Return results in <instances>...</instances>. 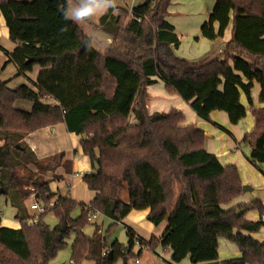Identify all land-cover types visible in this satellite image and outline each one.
Wrapping results in <instances>:
<instances>
[{
    "label": "trees",
    "instance_id": "16d2710c",
    "mask_svg": "<svg viewBox=\"0 0 264 264\" xmlns=\"http://www.w3.org/2000/svg\"><path fill=\"white\" fill-rule=\"evenodd\" d=\"M170 6L171 0H142L131 9L116 5L115 14L110 8L95 27L110 39L99 54L67 18L69 0H0V18L15 45L10 53L0 48L5 64L18 77L39 68L30 87L10 89L0 81V190L19 223L16 229L0 226V264H47L71 235V264H129L142 254L130 229L125 245L114 241L107 248L96 227L90 235L83 230L94 214L111 220V227L132 211H146L153 227L166 223L160 237L138 239L147 252L168 249L173 264L186 258L191 264H264V241L251 237L264 224L245 219L250 212L262 215L264 206L231 205L244 193L240 170L208 153L204 131L182 126L181 112L149 113L146 92L159 80L205 122L221 112L235 126L249 110L254 126L240 144L248 163L264 175V0H213L200 37L213 42L230 25V38L218 55L200 63L174 54L180 38L166 21ZM254 84L259 107L252 103ZM21 101L31 104L28 112L14 107ZM57 124L80 137L93 170L81 179L94 193L87 205L52 192L44 177L56 165L38 160L22 142ZM30 196L44 207L36 217L24 204ZM48 214L56 219L52 228L43 221ZM218 239L233 244L240 257L217 262Z\"/></svg>",
    "mask_w": 264,
    "mask_h": 264
},
{
    "label": "crops",
    "instance_id": "0c3cea01",
    "mask_svg": "<svg viewBox=\"0 0 264 264\" xmlns=\"http://www.w3.org/2000/svg\"><path fill=\"white\" fill-rule=\"evenodd\" d=\"M72 6L68 8L67 14L70 12V9ZM171 6H172V3H171ZM212 6H213V0L209 7L210 10ZM169 15L170 14H168V17ZM100 16L101 15H97L96 17L86 22H77V23H75L72 19L70 20V18H68V15H67V18L73 23H75L79 28L82 29V31L86 35L89 36V38H91L92 47L99 54H104L108 45L110 44V39L108 36L101 33L95 28ZM167 18H166V21L173 27L175 34L178 35L175 26L171 24ZM89 24L92 26H89ZM83 25H86L89 28L92 27L91 31L89 32L85 31V29L83 28ZM184 35L188 37L187 34H184ZM193 35H194L193 36L194 45L200 46L197 52H193V54H189L181 50V45H182L181 41H180L179 47L173 51L177 57L183 58L190 62H198L202 59L216 56L223 50L225 43L230 38V25L226 28L223 38L216 39L215 41L210 42V43H206V41L200 37L199 28H198V33L193 34ZM0 48L8 53H10L15 48V45L9 42L7 38V31H6V34L0 38ZM6 60L7 59L5 55L0 51V71H1L0 81L6 82V85L8 88L15 89L20 85H24L23 84L24 81H28L30 83L31 81L35 80L37 73L34 76V78L28 77L27 75L28 73L25 74V76H19V77L16 76L17 73H16L15 67L12 64L6 65L5 64ZM157 84H158V81L156 84L152 86H148L146 88V92L149 96L147 107L150 113H153V112L166 113L171 109H175L181 112L182 115L184 116V121L181 124L182 126L190 125V124H193L196 126V125H199L200 122H203L204 128H201V129L204 131L205 137H206L204 141L205 150L208 153L215 155L218 161L223 166L232 164L240 170L242 183L244 186L247 187V189L244 191V193L241 196L233 200L231 205L241 206V205L248 204L252 201H259L263 203L264 202V175H262L252 165L248 163V161L246 160V155L248 154V150L246 149L245 146L240 144V141L242 140L243 136L246 133H248L254 126V120L251 117L249 110L247 111L246 118L241 120L235 126L231 125V127L230 126L228 127L229 123L227 121L226 115L224 113H218V112L211 113L209 116L210 122H205L197 118L192 111H188V109H184V106H186L187 108L189 107L186 103L182 102L180 98L176 96L168 98L164 96L162 91H155L153 90V88H151ZM162 88L164 89V86H162ZM253 89H254V85H253L252 91ZM252 91H251V98H252L253 106L255 107L262 106L257 103V97L254 96ZM257 91L258 90H256L255 93H258ZM243 100L244 98L243 96H241V103L246 106V103L245 101L243 102ZM29 109H30V106H29ZM26 111L28 112V110ZM217 119L220 122H218ZM216 127L220 129L221 132L219 130L216 131L217 130ZM221 134L228 135L231 141H224L221 138ZM215 136L217 137L216 139H215ZM218 139L220 141H218ZM79 140H80L79 136L68 133L66 131L64 124H57L55 126L44 128L42 130H39V131H36L34 133L27 135L25 138H23L22 142L29 147V149L33 152V154L38 160H42V159H45L49 156H53L56 154L64 153V159L68 158V160L70 161V173L65 174L60 180V182L63 185H66V187L70 189L73 187V185H75V183L82 182L81 179H82L83 174L89 172V162L87 158L83 156L82 154V151L79 145ZM242 146L244 147V149L241 148ZM248 192H252L254 194V198L248 197L247 195ZM1 193H0V226L16 229L19 227V223H18V220L15 219V210L11 208L10 206L8 208L7 205L9 204L6 200H4V202H2L3 204L1 205V201L3 200ZM91 193L92 194L88 202L83 203L84 205L90 203L91 200L93 199L94 193L93 192ZM65 194H69L72 198L70 191H68V193L66 192ZM6 207H7V210L5 211L4 208ZM26 208H27L29 217H32L33 213L32 214L29 213V210H31L29 209L30 207L26 206ZM258 216L259 215L256 212H250V214H247L245 216V219L248 221L254 222L258 220ZM94 218H96V215L94 216ZM126 218L124 220H126ZM165 228H166V223L162 222L161 224L157 226L156 229H153L150 232V234L139 232L137 228H132L130 230L136 235V237L143 239L144 241L147 242L149 241L150 237L153 236L152 233H156L154 237L156 238L160 237ZM243 235H247V234L243 233ZM254 239L259 242L264 241V237H262L261 239H258V238H254ZM220 240H223V239L217 240V252H218L217 262L229 260L228 258H221L219 255L220 251H219L218 246H219ZM222 250H224V252H227L231 250V247H229V245L223 244ZM145 254L147 255V257L144 259L145 264H155L153 261V258L155 257L158 260L164 262V260L169 258L170 256V252L168 249H162L160 247L156 248L155 251L151 255H149V253H145ZM141 255L138 258L139 264L142 263ZM233 255H234V258H231V259H236L240 257V253L238 252V250H237V253L235 251ZM184 262H189L188 258H186L184 261H182L179 264H183Z\"/></svg>",
    "mask_w": 264,
    "mask_h": 264
},
{
    "label": "rangeland",
    "instance_id": "374dc122",
    "mask_svg": "<svg viewBox=\"0 0 264 264\" xmlns=\"http://www.w3.org/2000/svg\"><path fill=\"white\" fill-rule=\"evenodd\" d=\"M19 1H29V0H19ZM211 2H212V0H171L172 6L169 8L170 11L168 9V12L170 15L167 19L169 20V22L171 24H173L175 26L176 31L178 33V37L180 38V41L182 43L181 50H183L184 52L189 53V54H193V52H197L198 49L200 48V46L194 45V42H193L194 41V39H193L194 35L193 34L198 33V28H199L200 24L204 20H206L207 15L210 12L209 7H210ZM72 3H74V4H72ZM76 3H77V0H69V8H70V6L75 5ZM141 3H142V0H116V5L118 7L127 8V9H131V8L141 4ZM74 22L77 23L76 21H74ZM89 26H92V25L89 24ZM83 28L85 29V31L89 32V31H91L92 27L89 28L86 25H83ZM5 34H6V28H5L3 23H0V38L3 37ZM184 34H187L188 37ZM190 41L193 43H191ZM206 43H210V42L206 41ZM206 59H203L202 61L200 60V62H203ZM38 70H39V68L37 66H34L32 69V72L27 74L28 77L34 78V76L36 75ZM23 84L30 87V84L28 83V81H24ZM162 86H163L162 82H160L158 80V84L155 85L154 87H151V88H153V90H155V91H162L164 96H166L168 98L174 97L173 95H169L168 93H166V91L162 88ZM256 90H258L257 92L259 93L258 84H254V89L252 91L254 96L257 97L258 93H255ZM243 102H244V100H243ZM29 106L31 108V104L29 102H25V103L24 102H17L14 104V107L16 109H19L22 111H26V110L29 111L30 110ZM147 106H148V102H147ZM147 109H148V107H147ZM184 109H188V111H191L186 106H184ZM148 112L150 113L149 110H148ZM218 113H221V112H218ZM133 122L134 121H133L132 116H129L128 124H132ZM218 122H220V121L218 120ZM220 126H221V124H220ZM229 126L231 127V125L228 124V127ZM196 127L200 128V129L204 128L203 122H200V124L196 125ZM216 129H217L216 131H218V130L220 131V129H218L217 127H216ZM216 138L217 137L215 136V139ZM221 138L224 141H231L229 136L226 134H221ZM218 141H220V140L218 139ZM241 148L244 149L243 146ZM60 154H64V153H60ZM60 154H56L53 156H49L45 159H42V161L45 162V164H48L50 167H54L56 165V167L51 172H47L45 174V177H44L46 180L50 181V190L52 192H57L58 194H60V193L65 194L66 192L68 193V191H70L72 198L74 200H76L78 203L83 204L85 202H88L92 193H91V191L87 190L84 183L77 182V183H75V185H73L72 188L69 189L68 187H66V185H63L60 182L62 177L66 174L65 173L66 168L68 167V165H70V161L68 160V158L61 159V160L57 159V157ZM28 168L35 171L34 167L31 165H28ZM92 171L93 170L91 168V165L89 164V172L88 173H91ZM85 174H87V173H85ZM85 174H83V175H85ZM247 195H248V197L254 198V194L252 192H248ZM2 198H3V200L1 201V205L3 204L2 202H4V200H5V198L3 196H2ZM119 198L122 201L126 200L125 191H122L120 193ZM34 203L35 202H34L33 196H30L25 201L24 204H25V206L30 207L31 204H34ZM36 204L38 206H40L39 203H36ZM7 206L9 208L10 205H7ZM48 207H50V204ZM4 209L6 211L7 207ZM29 213H31V214L33 213V216H34V215H37L38 212L34 211V210H29ZM4 214H5V212H4ZM145 214H146V211H132L127 216L126 220H124L125 219L124 218L123 219L124 221H121V222H119L116 225L111 226V227H109L112 224L111 220H109L108 218H106L104 216L96 214V218L91 219L89 221V225L87 227H85V229L83 230V233L86 235H90L92 233L93 228L96 227L98 229L97 233L99 235L104 236V240H103L104 247L107 248L114 241H117L118 243L125 245L126 241H127L126 232L128 229L137 228V230L139 232H143L145 234L146 233L150 234V232L153 229L157 228V227H153L152 225H150L145 220ZM248 214H250V213H248ZM77 215H78V210H75L72 213V217H76ZM43 221L45 222L46 225H48L49 228H52L56 224V219L54 218V216L52 214L46 215L44 217ZM30 222L31 221H27V223H30ZM152 234H153V236H155L156 233H152ZM251 236H252V238H258V239H261L262 237H264V227L261 228V230L257 234H252ZM72 240H73V236L71 235L66 240V246L64 248H62L61 250H59L56 253V255L51 260H49L47 262V264H71L70 263V246H71ZM223 244L229 245V247H231V250L224 252V250H222ZM218 248L220 251L219 255L221 258L231 259V258H234L233 253L235 251L237 253V248L233 244H231L230 242H228L224 239L220 240ZM135 249H137V248H135ZM145 253H149V255L152 254L149 251L147 252L146 249L142 250V255H141L142 263L141 264H145L144 259L147 257V255ZM226 256H228V257H226ZM153 261L155 264H173L172 262L169 261V258L165 259L163 262V261L158 260L155 257V258H153ZM132 262H129V264H133ZM184 263L191 264L190 262H184ZM83 264H89V263H83ZM115 264H121V261H117Z\"/></svg>",
    "mask_w": 264,
    "mask_h": 264
},
{
    "label": "clouds",
    "instance_id": "9594fccd",
    "mask_svg": "<svg viewBox=\"0 0 264 264\" xmlns=\"http://www.w3.org/2000/svg\"><path fill=\"white\" fill-rule=\"evenodd\" d=\"M110 8L114 14L118 13L116 0H77L67 15L76 22H86L97 15H103ZM0 23H3L2 18H0Z\"/></svg>",
    "mask_w": 264,
    "mask_h": 264
},
{
    "label": "built area",
    "instance_id": "2783aa9c",
    "mask_svg": "<svg viewBox=\"0 0 264 264\" xmlns=\"http://www.w3.org/2000/svg\"><path fill=\"white\" fill-rule=\"evenodd\" d=\"M51 205H52V204H50V206H51ZM262 205L264 206V202L262 203ZM30 209H31V210H34V211H37V212H38L37 215H38V214H40V213L44 210V207L41 206V205L38 206L37 204L34 203L33 205L30 206ZM37 215H35L34 217H36ZM95 215H96V214L92 215L88 220L90 221L92 218H94ZM258 220H260V221L264 224V213H263L262 215L258 216ZM35 221H36V219L34 218V219H32L31 222H32V223H35ZM132 242H133V245H134L136 248L140 249L141 251L146 249V248L144 247V245H142V244L140 243L138 237L134 236L133 239H132ZM132 263H133V264H139V259L134 260Z\"/></svg>",
    "mask_w": 264,
    "mask_h": 264
},
{
    "label": "water",
    "instance_id": "95a60500",
    "mask_svg": "<svg viewBox=\"0 0 264 264\" xmlns=\"http://www.w3.org/2000/svg\"><path fill=\"white\" fill-rule=\"evenodd\" d=\"M81 137L84 138L85 135H81ZM95 169H97L96 166H95ZM246 189H247V187L246 186H243V191H245ZM0 193H1V190H0ZM241 213H242V211H237V214H241ZM64 226H65V224L63 223L61 230L64 229Z\"/></svg>",
    "mask_w": 264,
    "mask_h": 264
}]
</instances>
